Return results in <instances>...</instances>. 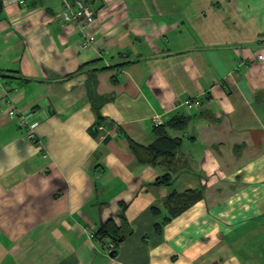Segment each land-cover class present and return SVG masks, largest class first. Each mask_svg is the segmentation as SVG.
<instances>
[{
  "label": "crops",
  "instance_id": "crops-1",
  "mask_svg": "<svg viewBox=\"0 0 264 264\" xmlns=\"http://www.w3.org/2000/svg\"><path fill=\"white\" fill-rule=\"evenodd\" d=\"M84 1L85 29L64 23L63 0L0 16V264H264V0ZM92 69L112 98L101 126ZM5 98L40 121L35 141ZM177 113L191 120L168 130L174 161L140 164L127 135L150 145L153 118ZM165 174L172 185L156 184ZM190 189L200 200L159 241L167 213L152 208ZM122 204L132 233L113 255L96 234L121 226Z\"/></svg>",
  "mask_w": 264,
  "mask_h": 264
},
{
  "label": "trees",
  "instance_id": "trees-1",
  "mask_svg": "<svg viewBox=\"0 0 264 264\" xmlns=\"http://www.w3.org/2000/svg\"><path fill=\"white\" fill-rule=\"evenodd\" d=\"M4 10V5L2 0H0V16ZM87 66V65H85ZM99 69H92L88 71L89 80L87 82L88 97L92 103V108L97 117V124L100 126L103 125L107 118L102 113L103 105L110 101L112 98L103 96L98 92V76L97 72ZM4 76V75H3ZM190 117L177 113L175 114L168 122L162 125L155 126V135L156 139L150 145H144L137 142L130 135H127V142L130 150L136 156L137 161L143 165H157L158 163L166 160L168 163L174 161V158L177 155V152L182 144V139L173 138L168 130L169 129H185L190 123ZM92 133L98 135V127L92 128ZM108 139V138H107ZM156 184L172 185L171 176L165 174L160 177ZM201 194L198 190H186L184 192H178L177 190H172L167 198L164 201L162 208L154 207L152 208L156 216H159L163 210L166 211L167 216L162 220H157L155 223V231L157 235H161L163 232L164 226L171 222L173 218H176L188 208H190L195 202L200 200ZM127 205L122 204L121 211L118 216L121 219V226H118L113 218L109 219L103 227L96 234V237L110 236L116 247L121 244L125 238L132 233L131 227L129 226L127 217H126ZM160 236V240L161 241ZM117 253V249L113 251V255Z\"/></svg>",
  "mask_w": 264,
  "mask_h": 264
},
{
  "label": "built area",
  "instance_id": "built-area-1",
  "mask_svg": "<svg viewBox=\"0 0 264 264\" xmlns=\"http://www.w3.org/2000/svg\"><path fill=\"white\" fill-rule=\"evenodd\" d=\"M64 1V10H63V19L65 24H74L81 26L82 29H85L87 26L92 25L96 19V14L92 7L87 4L84 0H63ZM2 3L5 6L11 4L19 6H28V0H2ZM95 42V38L92 35H87L84 37L81 47L86 49L90 47ZM260 59H264L263 55H260ZM0 82H4L3 73L0 71ZM2 85V84H0ZM5 103L10 107V116L15 118L17 124L20 128L25 129V137L28 140L35 141L37 137V128L40 124L39 120H33L30 118V113H19L13 107L12 99L5 98ZM188 107L199 106L200 102L187 101ZM156 125H162L164 122L161 117L156 115L153 118ZM115 249V243H109V250L113 251Z\"/></svg>",
  "mask_w": 264,
  "mask_h": 264
}]
</instances>
